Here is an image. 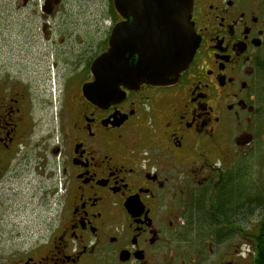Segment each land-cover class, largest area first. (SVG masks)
Segmentation results:
<instances>
[{"label":"flooded vegetation","instance_id":"af4514ba","mask_svg":"<svg viewBox=\"0 0 264 264\" xmlns=\"http://www.w3.org/2000/svg\"><path fill=\"white\" fill-rule=\"evenodd\" d=\"M75 1L0 0V179L29 174V76L59 91L53 161L38 158L54 225L0 264H264V0H192L185 71L115 101L83 87L126 20L113 0L80 20L95 0Z\"/></svg>","mask_w":264,"mask_h":264},{"label":"water","instance_id":"95a60500","mask_svg":"<svg viewBox=\"0 0 264 264\" xmlns=\"http://www.w3.org/2000/svg\"><path fill=\"white\" fill-rule=\"evenodd\" d=\"M118 23L107 50L90 67L91 101H115L120 87L175 83L190 63L197 38L190 22L192 0H113Z\"/></svg>","mask_w":264,"mask_h":264},{"label":"rangeland","instance_id":"374dc122","mask_svg":"<svg viewBox=\"0 0 264 264\" xmlns=\"http://www.w3.org/2000/svg\"><path fill=\"white\" fill-rule=\"evenodd\" d=\"M81 1L84 0L75 2L80 4ZM98 1L80 9L78 19L90 22L98 19L99 10L94 7ZM32 8L29 6V18ZM18 29V25L13 27V39ZM33 77L32 74L29 76L32 80L29 91V174L17 169L0 179V248L4 250L24 244L28 235L29 244L34 242L54 225L57 216L53 201L55 178H47V173L55 174V169L51 164L50 167L38 164V158L47 156L50 162L53 161L50 149L55 146L58 130L59 91L52 85V76L47 87L37 82L39 78L35 75Z\"/></svg>","mask_w":264,"mask_h":264}]
</instances>
